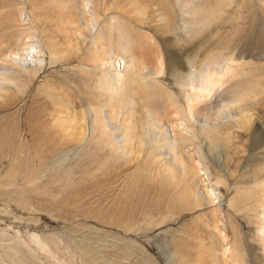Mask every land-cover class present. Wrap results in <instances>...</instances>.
Wrapping results in <instances>:
<instances>
[{
    "label": "rangeland",
    "instance_id": "374dc122",
    "mask_svg": "<svg viewBox=\"0 0 264 264\" xmlns=\"http://www.w3.org/2000/svg\"><path fill=\"white\" fill-rule=\"evenodd\" d=\"M5 22L0 53L16 46L0 60L27 71L0 66L18 84L0 87V264H202L211 246L219 264H264V205L244 199L264 185V145L237 137L235 121L200 131L211 172L198 155L197 169L220 181L199 207L191 170L153 127L173 126L189 152L201 107L248 109L264 132V0H0ZM122 40L142 67L119 63ZM131 91L126 144L127 114L111 118ZM203 219L220 223L221 246L195 242Z\"/></svg>",
    "mask_w": 264,
    "mask_h": 264
},
{
    "label": "bare ground",
    "instance_id": "6f19581e",
    "mask_svg": "<svg viewBox=\"0 0 264 264\" xmlns=\"http://www.w3.org/2000/svg\"><path fill=\"white\" fill-rule=\"evenodd\" d=\"M5 19L7 18V20L9 21V18L5 15L4 16ZM5 21V20H4ZM17 21V20H16ZM6 26L5 27H2V25L0 26V30H7L8 28L12 27L13 25H11L9 23V25H7V22H5ZM16 24V23H15ZM14 24V25H15ZM86 27V26H85ZM20 30V29H19ZM22 31V30H21ZM7 32V31H6ZM5 32V33H6ZM88 32V31H87ZM21 33V36L19 37L18 41L20 40V43L21 44H24L23 40L21 38H23V32H20ZM85 33V32H84ZM8 36L9 35H12L11 32H7ZM82 34V33H81ZM0 36L5 38L6 35L3 34V33H0ZM79 36V35H78ZM85 36V35H84ZM83 36V37H84ZM14 37V36H13ZM80 37V36H79ZM1 41H3L2 39H0V43ZM9 44V43H8ZM2 45V44H1ZM14 46H16V42H13ZM119 45V44H118ZM121 45V46H120ZM120 48L122 47V52L125 53V55L123 54V57L122 59L119 58V63L120 62H124V65L126 68L128 69H134L136 68L137 66H141L142 67V64L144 63L143 61L141 62L137 57L136 55L138 54V49H136L135 47V44H131V42H128L127 44H124L123 43V40L120 44ZM13 46V47H14ZM151 46V45H150ZM149 46V47H150ZM11 48V46H8L7 47V51H3L2 53L4 54L5 52H9L11 49H14V48ZM153 47V46H152ZM21 49V48H20ZM19 49V50H20ZM150 49V48H149ZM5 50V49H4ZM141 51V49H140ZM11 52V51H10ZM105 51H103L104 53ZM121 52V53H122ZM0 53V54H2ZM11 54V53H10ZM105 54V53H104ZM12 55V54H11ZM10 56V55H9ZM9 59V58H8ZM1 59L0 60V66L4 67V69H9V68H12L14 70H18V74L20 76H23V73L25 71H27V69L25 68H22L20 66L19 63H17L16 60H14V57L12 58V56H10V59ZM38 71V70H37ZM41 72V71H40ZM7 75H9L7 73ZM18 75V76H19ZM37 76V72H35L34 75H32L31 77H36ZM11 78L7 79L6 77V74L5 72H0V87L1 88H4L6 86H18V84L16 83H12L8 80H10ZM12 81V80H11ZM119 91V90H118ZM133 91V90H132ZM131 91V93H127L126 94V103L123 102L122 103V106L120 109L118 107V110L116 113V115L113 114V111H112V114L114 115V117L111 118L112 121H114V119H118V117L121 115H126V118H128V120H126V125H128V129H124V131H122V133L120 134V137H122V141L120 142H124V143H129L132 142L137 136H136V133L134 132V121L131 122V119L132 117L134 118V116L136 115L135 113L137 112V109L135 110V102H136V96H135V92L133 93ZM120 92V91H119ZM233 97V96H232ZM239 97V96H238ZM7 99V98H6ZM119 103L121 104V100L120 98H117ZM116 99V101H117ZM124 105H129V110L127 112L126 109L123 108ZM6 107V108H10L9 106H3V108ZM205 107V106H204ZM227 107V106H226ZM146 108V107H145ZM214 108V107H213ZM209 109L208 107L206 108H199V109H196L192 112V119L195 120L194 124H195V127L192 128L191 130V134L193 135V139L191 141V148L194 150V152L191 150V152L189 151H186L185 149H182L180 146V141L178 138H180L182 141L186 138V136L184 135H179L176 130L174 129V127L172 126V129H173V134L172 136L169 135V131H168V128L170 126V124H168V126H166V124L162 123L161 120H158V121H155L154 124H153V127L157 129V133H155L157 136L159 137H162V139H165L167 141H165L164 144H162L161 146V149L162 150H165L166 152H168V154L170 152V154L174 155V156H177L179 157V159L181 160L180 163L181 165L183 166V172L186 173L188 170H191V190H192V195L196 202L198 203V206H202L201 205V201H199V197L201 198H204L208 201V203L212 204V200H211V196L209 195V189H207V186L209 187H212L213 185V188L214 189H217L218 188V181L217 182V185H214L213 183L211 184V181H208L207 184H205L204 180H202V177L200 176L199 174V171L197 169V165H196V162H195V159L197 158V155L200 156L203 160V165L205 166V168L207 169V172L208 174H210V169L209 167L207 166V162H206V158L204 156V150L202 148V146L200 145V142H198V138H199V133L200 131L201 132H206L207 131V134L210 136V135H214L216 133V135H218V127L221 126V124L225 123V122H233L235 121L237 124V129H240L242 130L241 132L238 131V133L236 134L237 137H247V141H253L257 144H263L264 145V132L261 131V130H258L257 128L255 129L256 126H254V120L253 119V116L251 114H249V110L247 109H240V108H237V109H224V110H219L217 112H214L212 114V112H209ZM133 110V111H132ZM1 112V111H0ZM36 112V110H35ZM90 112V111H89ZM14 113V112H13ZM12 112L9 113V114H13ZM8 116V115H7ZM90 116H93L92 113H90ZM111 117V116H110ZM3 118V117H2ZM121 118V117H119ZM255 118V117H254ZM97 119V117H96ZM158 119V117L156 118ZM5 120V119H3ZM8 121V120H7ZM9 122V121H8ZM119 122V121H117ZM153 123V122H152ZM114 124V123H113ZM125 124V123H124ZM115 125V124H114ZM187 125V124H186ZM124 128L126 127L125 125H123ZM233 126V125H232ZM171 127V126H170ZM198 127V129L196 128ZM204 128V130L202 131V129ZM2 129V128H1ZM119 129V128H118ZM171 129V130H172ZM210 130V131H209ZM155 131V130H154ZM178 131V130H177ZM156 132V131H155ZM112 133V132H111ZM115 133V131L113 132ZM147 134V132H146ZM154 134V135H155ZM178 134V135H177ZM113 135V134H111ZM110 135V136H111ZM138 137L140 136L139 134H137ZM150 135V134H149ZM148 135V136H149ZM155 135V136H156ZM1 136H2V132H1ZM143 136V135H142ZM152 136V135H151ZM3 137V136H2ZM170 137L172 138V140H170ZM4 138V137H3ZM154 138L153 139V142L156 143V145H158V138L157 137H152ZM136 140V139H135ZM140 140V139H139ZM148 140V139H147ZM146 140V142L148 143V141ZM151 140V139H150ZM195 140V141H194ZM206 140H208V138H206ZM205 140V145H207V142ZM137 141V140H136ZM162 141V140H161ZM161 141H160V144H161ZM229 141V140H228ZM141 142V141H139ZM151 142V141H150ZM113 143V142H112ZM134 143V142H133ZM137 144V143H136ZM144 144V142H143ZM182 144V143H181ZM147 145V144H146ZM167 145V146H166ZM164 146H166L165 148H163ZM155 147V146H154ZM157 147V146H156ZM202 148V150H201ZM258 148V147H257ZM119 149V148H117ZM125 149V148H124ZM160 149V150H161ZM127 150V149H126ZM161 150V151H162ZM196 150V151H195ZM157 151V150H156ZM163 151V152H165ZM118 152V150H117ZM128 152V151H127ZM127 152H124L122 153V156H125L127 155ZM160 153V152H159ZM129 154V153H128ZM182 155L184 157H188L187 160H189L191 162V168L190 167H186V162H184V160H182ZM173 158V157H172ZM258 159V158H257ZM175 160V159H174ZM180 163L178 164L180 166ZM261 165V164H260ZM177 166V165H176ZM264 166V165H263ZM168 167V166H167ZM178 167V166H177ZM181 167V166H180ZM264 168V167H263ZM170 169V167H169ZM200 170V169H199ZM258 173V172H257ZM189 175V174H188ZM185 177V176H184ZM258 180L256 181V183H260L263 185L264 184V172H261L258 176ZM206 178V177H205ZM210 179V178H209ZM211 180V179H210ZM187 183V182H186ZM216 184V183H215ZM221 186V185H220ZM260 186V185H259ZM218 190V189H217ZM256 190V189H255ZM259 192L256 193L254 196L250 195V196H247L245 197L244 199L247 201V204H252L253 200H255V202H257V206H261V205H264V185L262 187V189H258ZM261 190V191H260ZM179 192V191H178ZM213 192V190H211V193ZM248 192V191H247ZM250 192V191H249ZM255 192V191H253ZM176 194V193H175ZM222 195L220 194L219 197H221ZM240 199V198H239ZM242 199V198H241ZM214 201V200H213ZM234 202V201H233ZM232 202V203H233ZM195 203V202H194ZM234 204V203H233ZM232 204V205H233ZM194 205V204H193ZM239 203L236 202V204H234V206H238ZM196 206L194 205V208ZM206 207V206H205ZM253 207V206H252ZM213 208V207H212ZM263 208V207H262ZM193 209V207H192ZM242 209V206H238L236 208L237 211L241 210ZM256 211V210H255ZM214 212V211H213ZM209 212L206 211V214H208ZM215 213V212H214ZM205 214V212H204ZM206 214L204 215L206 217ZM217 214V213H216ZM219 214V213H218ZM218 218V217H217ZM216 221V220H215ZM220 221V220H219ZM200 222V221H199ZM198 223H195V224H199ZM222 223V222H221ZM214 226V227H212ZM261 226L263 227L262 230L264 231V217H263V222L261 224ZM221 227L220 226V223H217V222H211V221H208V220H205L203 219V225L200 226V227H197L195 228L197 230V233H195V242L198 243V246L200 248H202V246L205 245V242L208 243L209 241H213L214 243H216L218 246H221V242H223L225 240L226 235L223 236L222 234H220V232H217L215 229ZM233 227V226H232ZM194 230V231H196ZM223 230V229H222ZM233 233L236 234L237 232L233 230ZM197 234H202V235H198ZM261 236V235H260ZM261 238L263 239L264 241V235L261 236ZM214 239V240H213ZM216 240V241H215ZM197 243H195L197 245ZM263 243V242H262ZM264 245V244H263ZM204 249V248H203ZM221 249V248H220ZM219 249V250H220ZM238 256V255H237ZM240 257V256H239ZM204 260V261H203ZM220 257L219 255H217V248H215L214 246H211L208 248V254H205L204 256H202L200 258V261H202V264H219L220 262Z\"/></svg>",
    "mask_w": 264,
    "mask_h": 264
}]
</instances>
